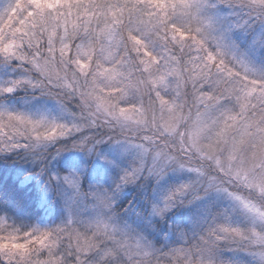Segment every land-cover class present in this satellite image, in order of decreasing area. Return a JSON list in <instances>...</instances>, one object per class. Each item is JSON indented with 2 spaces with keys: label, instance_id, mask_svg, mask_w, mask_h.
<instances>
[{
  "label": "rangeland",
  "instance_id": "obj_1",
  "mask_svg": "<svg viewBox=\"0 0 264 264\" xmlns=\"http://www.w3.org/2000/svg\"><path fill=\"white\" fill-rule=\"evenodd\" d=\"M226 1L0 0V146L49 176L41 218L0 212L51 233L23 264H174L169 207V238L201 226L218 264H264V8Z\"/></svg>",
  "mask_w": 264,
  "mask_h": 264
},
{
  "label": "trees",
  "instance_id": "obj_2",
  "mask_svg": "<svg viewBox=\"0 0 264 264\" xmlns=\"http://www.w3.org/2000/svg\"><path fill=\"white\" fill-rule=\"evenodd\" d=\"M226 2H228L225 4L227 10L232 8L233 3H235L231 0H228ZM237 4L239 5L240 3ZM236 9H238L237 6L234 8V10ZM244 16L245 15L243 14H237L234 12L231 19L234 20L238 17ZM124 19L125 15H122L123 23L125 21ZM186 25L189 26L190 23H186ZM256 27L257 26H255V28ZM248 29H250V21L244 25V30ZM46 45L44 46L46 47ZM44 46L41 47L44 48ZM207 47H210V44H208ZM10 60H12L11 57ZM5 65H11L12 69L16 68V64L14 62L9 63V61L6 60V63H2L0 60V67ZM17 96L18 95H4V97H0V102L13 99V103L16 104L14 101H16ZM0 147L4 148L0 150V210H2L0 212H3L5 216L14 218L18 223L24 222L27 224L29 222H34V220L42 217L43 213H41V211H43V209L48 206V201H45L44 203L42 202L41 194L43 188L47 189V187H49V176L47 174L38 175L40 172L37 168H30L29 166H26L24 161L20 159L21 152H11L10 149H6L5 145H2ZM97 176L100 175H96V177ZM101 177L102 176H100V178ZM51 187L52 198L55 200L52 201V203L55 206L58 205V201L55 197L61 198V195L57 192V185L53 181L51 182ZM140 193L141 190H131L129 193H127V197L119 204V209H126L127 206L130 205L134 206L136 204V201L143 197ZM135 207L140 209L143 208L142 204L140 203L136 204ZM54 211L56 212V210ZM176 211V208L171 209L169 207L167 209V216L161 218V220H163V223L158 222L156 225V228H159L161 232H165L160 235L161 237H163V239L167 238V240H170V242H177L179 244L182 243V250H186V252L182 253L183 256H181L178 261H174L173 263L218 264L219 260L215 257L216 254H214V250L211 249L212 246L210 248H207L206 246L210 243L207 242L208 238L204 227L200 226L196 231L192 229L190 233H188L186 230L185 234L180 237L179 241H177L175 238H169V234H167L169 230H167V227L171 225L170 221L172 222L175 219L174 212ZM173 233L175 234V230L173 231ZM160 236H158L159 240H153L156 246H158L157 244L160 243ZM223 247V245L219 246L217 248L218 252L222 250ZM184 256L185 258L183 259ZM221 258L224 259L223 257ZM222 259L220 261H222ZM106 260L108 261L107 258ZM169 260H171V258H169ZM185 260H187V263Z\"/></svg>",
  "mask_w": 264,
  "mask_h": 264
},
{
  "label": "snow or ice",
  "instance_id": "obj_3",
  "mask_svg": "<svg viewBox=\"0 0 264 264\" xmlns=\"http://www.w3.org/2000/svg\"><path fill=\"white\" fill-rule=\"evenodd\" d=\"M259 6L264 8V0H259ZM247 23V21H245ZM235 28L242 27V24H234ZM7 91H11V89H7ZM133 177V173H126L125 179ZM67 179V177H66ZM70 185L77 188L79 187L78 182L69 181ZM179 191V189H177ZM163 209L157 212V214H162ZM31 235V233L26 234ZM43 237V242L41 246L44 245V242L48 240L51 235L50 232L44 231L39 234ZM33 248L29 247V243H20L19 237L15 233L9 234H0V264H23L25 257L31 255L33 252ZM37 256L39 253L37 252Z\"/></svg>",
  "mask_w": 264,
  "mask_h": 264
},
{
  "label": "clouds",
  "instance_id": "obj_4",
  "mask_svg": "<svg viewBox=\"0 0 264 264\" xmlns=\"http://www.w3.org/2000/svg\"><path fill=\"white\" fill-rule=\"evenodd\" d=\"M31 233V235H26ZM0 234H5L4 232H0ZM6 235V234H5ZM17 236L19 237L20 243H29V247H32L33 244L41 245L43 242V237L40 235L35 234V232L32 229L29 230H20L17 233Z\"/></svg>",
  "mask_w": 264,
  "mask_h": 264
}]
</instances>
